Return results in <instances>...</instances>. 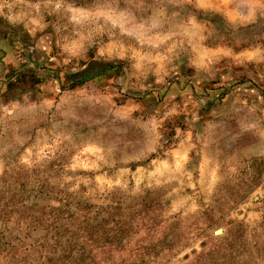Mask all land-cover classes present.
Returning <instances> with one entry per match:
<instances>
[{"label": "rangeland", "instance_id": "374dc122", "mask_svg": "<svg viewBox=\"0 0 264 264\" xmlns=\"http://www.w3.org/2000/svg\"><path fill=\"white\" fill-rule=\"evenodd\" d=\"M0 264H264V0H0Z\"/></svg>", "mask_w": 264, "mask_h": 264}]
</instances>
